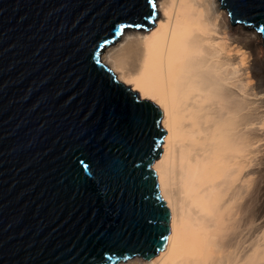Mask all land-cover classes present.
<instances>
[{
    "label": "water",
    "instance_id": "water-1",
    "mask_svg": "<svg viewBox=\"0 0 264 264\" xmlns=\"http://www.w3.org/2000/svg\"><path fill=\"white\" fill-rule=\"evenodd\" d=\"M156 1L0 0V264H119L164 247L162 111L102 61L126 28L156 25ZM222 7L264 41V0Z\"/></svg>",
    "mask_w": 264,
    "mask_h": 264
},
{
    "label": "bare ground",
    "instance_id": "bare-ground-1",
    "mask_svg": "<svg viewBox=\"0 0 264 264\" xmlns=\"http://www.w3.org/2000/svg\"><path fill=\"white\" fill-rule=\"evenodd\" d=\"M157 1L155 26L126 28L102 55L167 131L152 169L170 232L151 260L120 263L264 264L263 38L222 0Z\"/></svg>",
    "mask_w": 264,
    "mask_h": 264
},
{
    "label": "rangeland",
    "instance_id": "rangeland-1",
    "mask_svg": "<svg viewBox=\"0 0 264 264\" xmlns=\"http://www.w3.org/2000/svg\"><path fill=\"white\" fill-rule=\"evenodd\" d=\"M158 2V1H157ZM232 22V21H231ZM236 25H241V24H236ZM253 31V30H252ZM262 144H264V142H262ZM264 155V151L262 152V156ZM261 156V157H262ZM264 158L262 157V167L264 168ZM263 172H264V169H263ZM262 177H263V180H264V173H263V175H262ZM257 222H256V224H257V226H259L260 228V237L262 238L263 237V239H264V190L262 191V200H261V203H260V205H259V209H258V211H257ZM259 224V225H258ZM262 228V229H261ZM264 241V240H263ZM126 262V261H125ZM122 263V262H121ZM121 263H119V264H121Z\"/></svg>",
    "mask_w": 264,
    "mask_h": 264
},
{
    "label": "snow or ice",
    "instance_id": "snow-or-ice-1",
    "mask_svg": "<svg viewBox=\"0 0 264 264\" xmlns=\"http://www.w3.org/2000/svg\"><path fill=\"white\" fill-rule=\"evenodd\" d=\"M150 2H151V0H150ZM152 6H153V7H155V5H154V4H152ZM137 27H138V26H137ZM258 31H260V32L264 33V28L258 29Z\"/></svg>",
    "mask_w": 264,
    "mask_h": 264
}]
</instances>
